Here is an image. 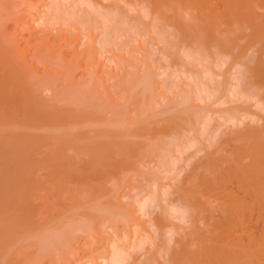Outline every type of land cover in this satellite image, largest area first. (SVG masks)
<instances>
[{
  "label": "bare ground",
  "instance_id": "obj_1",
  "mask_svg": "<svg viewBox=\"0 0 264 264\" xmlns=\"http://www.w3.org/2000/svg\"><path fill=\"white\" fill-rule=\"evenodd\" d=\"M100 1H102V0H100ZM103 1H110V3L106 4V6L103 5V7H104L105 11L108 10L107 12L112 18L111 23H113L114 25L112 24V27L109 29H107V27H106L105 32L100 35V37H99L100 39L97 38L99 41L98 40L95 41V42L98 41L97 45L99 44L98 45V47H100L99 50H102L103 52H105L104 50L108 51V49L110 50V48H113V46L118 47V44H120V45L122 44V48H123V46L126 45V44H123L125 41L123 43H119V42L121 40L120 38L124 37V35H126L123 32H126L125 30L127 28L124 30V29H122L123 27L121 28L120 26H117V25H121V26L126 25V24L128 25L130 22H132L130 24V25H132V29L130 26H128V27L130 28L129 31L132 30L135 32V34L133 32H130L128 34V29L126 32L128 34L126 36H129V37H130V34L132 35V33H133V36H131L132 39H130V41H132L133 43H134V41H136V37L138 36L137 34H139L138 33L139 30L140 31L142 30L145 33V40H146V35H149V39H148L149 41L148 40L145 41L146 43L148 42L147 44H143L144 42L142 43V40H140L141 42L138 40V42L145 45L144 47L142 46V44L140 46L141 47L140 50L142 49L141 51L143 52V53H141V55H142L141 59L144 57L143 55H145V54L148 55L150 53H151L150 55L152 57V51H150V49L147 45L153 46V43H155V41H156V44L159 43L161 45L160 46L158 44L160 46V49H161L160 51H162V49H164L163 51H167L169 53V55L167 54L168 55L167 56L165 54L167 52H164L165 56L168 57V61H169L170 57L171 58L173 57L172 59H175V60L171 59L172 63H174L173 65L177 66V64H179L182 68V69L180 68L179 70H182V71L184 70L186 72V74L190 73V74L198 77V78L196 77L198 81L197 80L195 81V79H194L195 77L191 78V76H189L191 81L193 80L194 83L196 82V87H194L195 85L193 87L195 88L194 91L196 90L197 94L199 96V97H197V96L193 97V95H192L191 100L193 98H198L197 101L200 99L201 101L203 100L204 102H205V100H207V101H209V100L214 101L215 100L216 103H219V105L220 104L222 105V103H224V105H225L226 102L228 105L231 102H233V103L237 104V106H234L231 108L229 107V109L227 108V110H225V111L223 110V113H224L223 115L222 114H220L221 116L218 115L219 120L224 121L225 124L229 123L231 125V127H233V129L230 130V132H228L229 131V129H228L227 133H225L226 130H224V129H223L225 131L224 133H222V131H220V134H219V131L215 132V131H217V129H220V127L218 128V126H220V124L218 123L217 128H214V129L212 128L213 134H209L210 129H208L207 122H206V120H209V118H208L209 116L207 117V119H206V116H203V115H200L199 116L200 118L197 117V115L195 114V112H196L195 108L196 107H194V105L192 103L191 104L193 106L190 105L189 107L194 108V109H191V111L193 110L194 116L191 115L192 112H191V114H189L190 113L189 111H187L188 114L186 116L189 117V115H190L193 118H195V117H197V119L199 118L197 121H196V119L194 120V121H196L195 122L196 124L192 123V121H193L191 119L192 117L191 118L189 117L188 119L182 118L183 114L181 116L178 115L181 118V119L178 118L179 122H176V121H178V119L173 118V117H169L166 120L167 122L166 121L164 122V125H165V123L166 124L168 123V125H170V126L172 125L171 124L172 122L177 123L178 124V126L176 127L177 131H178V127H180V126H181L180 129L184 126L182 128V130L184 129L183 132L185 130L188 131L187 129H189V127L187 128V126L185 127V125L181 123V121H183V123L190 124L192 127H194V125H195L197 128V125H198V132H200L202 134H204V132L206 134V132H207L208 135H205V134H204L205 136L203 135L204 138L206 136H208L206 140L204 138H202L201 135L198 136L199 138H197V137L189 138L186 136L187 138L190 139V141L187 140V138H185V140H183V141H186L185 143H187V144H185V143L184 144L190 145L191 144L190 142H192V144L190 146H186L187 148L182 143L181 144L183 145V147H182V145L179 144V146L183 148V150L181 152H185L187 149H189L188 147L196 148L195 146L197 143L195 144V146H193V141H194V143L198 142V140H200V137L202 138V140L204 139L206 141L204 143L207 146H209V148L211 147L213 149V147H212L213 145H215L216 147L213 151L209 150V148L205 149L206 146H204V148L201 151H200V149L197 150L199 152H202L203 159L201 157H199L200 161H199V165L198 166L196 165L197 167L195 165H194V167H192L193 164L192 165L190 164L192 168L189 166L191 168V170L188 168L189 172H187V173L185 172V170L187 168L186 169L184 168L185 170H183V171L186 174H184V177L182 175V178H181L182 180H180L179 182H177V180H176L177 184H179L177 188L175 187L176 189L173 186L171 188L170 187L171 185H167L168 186L167 188L164 187L162 190H159L158 188L161 185L160 184L161 182H160L159 183L160 185L157 188L160 191V193L157 192V194H156V191H158V190L155 187V189H156L155 194H154V192L152 194L153 197L156 195V198H157V199L155 198V200L152 198L155 201V202H153L154 206H155L156 202H157L156 203L157 207L159 204H162V208L160 207L162 212L160 211V208L158 207L160 213H158L156 215L157 218L154 216L155 217L154 223H153V225H150L151 227L152 226L155 227L154 228L155 230L153 231V233L155 234V238H154V236L152 237L153 234L149 235L152 232H150V233L148 232L149 234L147 233L148 235L145 236L144 239L142 238V240L137 241V243L136 242L131 243L130 249L132 251L129 249L130 250L129 252H127L128 250H126L125 248H122L120 246L118 247V245H116V244L119 241L116 240V238H115L114 240L118 241V242L110 244V246H109L110 249L106 250V253H105L106 256L104 257V259L101 258L102 260H100V261H102V264H128L132 260V259H130V257H131L130 252L132 253L134 251V253H135V250L138 251L140 249V250H145L147 252L146 256H145V254L142 255V253L140 252L141 255L143 256V259L142 258L136 259L139 257H136V258L134 257V260L131 262L132 264H158V263L160 264L161 262H162V264H163V262H166L167 264H168V262L170 264L171 263L173 264L180 257L188 258V263L190 262V259H198V261H200V262L202 260L203 264H207L210 256L212 257L214 254H216L214 256L218 255L215 258L213 257L215 259L214 261H217V262L219 261V259H220L219 254L224 255L223 257H225V256L228 257V254H229V258H230V256L234 255L235 258L234 257H231V258L238 260V261L236 260L237 262L235 261L236 262L235 263L234 260L232 259L233 260V262H232V260L230 258L229 259L230 263L241 264L240 262L243 259H240V258H242V257L245 258L248 255H250V257L252 256V254H250L252 249L250 250V248H249V251H248V247H251V245H253V244L260 243L259 241H261L260 237L257 238V240L255 239L257 242L254 240H252V241L250 240V238L252 237V236L250 237V234H252V233H250V230L252 227V223H251L252 217L254 216L253 213L256 211L257 220L260 219L261 222H264V116H262V114L257 115L256 113H252L251 112L252 110H250L249 107H247V108L243 107V106H246V105H243L246 100L256 98L257 101H255V104L251 105V107L253 106V108L255 107V109L256 108L260 109L259 112L264 111V15H260L257 12H255L257 10L255 7L258 6L260 3H258V5H255V7H254V4L257 3V2L254 3L255 0L254 1L253 0H249V1L244 0L245 2H242V3H246V2L248 3V2L253 1L251 4L253 7L251 5H249V8H246L245 6H247L246 5L247 3L246 4L241 3L242 5L240 4V7L242 6V8H244L243 10H245L243 12H240L241 9H238L239 7L237 8L235 6H234L235 10H234V8L229 9V7L232 6V3L234 4V0H226L225 5L221 3L222 5L221 4L220 5L222 7L225 6V8L227 10L225 8H224L225 10L222 8V10H224V11H222L223 13L221 12L220 17H222L224 19L226 14L224 16H222V14H224L225 11H226V13H227V11H229V15L234 17V18L232 17V19H236V21H237V23L235 22L237 25H235V23H233V22L231 23V21L228 22L226 20L227 17H229V15H228L225 19L226 22L229 23L228 28L230 26L231 27H236V26L238 27L239 26L241 29V32H242V29L243 30L247 29L248 32H250V33H247V31L245 30L246 31L245 33L248 35L245 34L244 36H241V33H239L237 31L238 29L236 30L237 34H236L235 29H234V31H235L234 35L235 34L237 35V36L236 35L234 36L235 38H233V39L228 38L227 40L226 39L222 40L224 38L223 35H225V38H226V36L230 37L231 35H230V33H223V34L220 33V35H219V32L221 31V30L219 31V29L223 28L222 21H221V23L219 22L220 18L216 20L217 23H216V21H214L213 18L211 21L210 20L211 17H208L209 20L207 18H205V19L203 18L204 20L197 22L198 20L197 21L194 20L196 17V14L191 13L194 11V12L199 14L198 16H201V15L206 16L207 14L212 13V15L215 14L214 16L215 17L217 16V18H218L219 16L217 15V11H214L212 9V7H213L212 4L215 5V0H214V3H213V0H159L157 2L155 0L156 3H152V1H150V0L149 1L144 0V2H147L148 5L145 3L141 6H140V3L141 4L144 3V2H141L142 0H140V1L139 0H103ZM137 1L140 3L138 4ZM257 1L258 2L262 1V3H264V0H257ZM73 2H74V0H39L38 3H35L34 0H12V1L0 0V264H42V262H44L45 260L47 261V259L50 260L52 264H71L72 255L75 252H76L75 254H77V252H78L75 246L73 248L72 244L74 242H72V240L76 241V239H77L76 236H79V235L81 236V234L85 233V232L89 233V236L85 235V236L89 237V238L86 237L87 240L88 239L93 240L94 238L98 239L97 237H91L92 235H94V234H92V233H94V229H96L93 226V225H95L93 222L95 221L96 217L99 218L101 216L100 214L103 215V213H104L103 207L105 206V205L103 207L99 206L100 201L96 205V203H97L96 200L98 199V198L96 199V197H98L99 192L101 190H99V192L97 193V196H95L93 199H91V198L93 197L94 192L91 194L89 193L90 195L89 194L87 195V197L88 196H92V197L87 198L86 195L85 196L83 195V194H86L85 192H87V190H89L88 192H91L89 187H87L88 189H85L86 187H84V185H83L82 186L83 190L80 191L81 189H79V188L81 187V185L77 182L81 183V181H82L81 176H83V175L81 172L82 167L80 168L81 169L80 170L79 166L75 162L76 157L80 158L82 156L83 157L85 156V158H88V160L85 159L86 161L80 160V163L85 162V164L83 163L84 165H86V163L88 162L87 164H88L89 169L86 170V173H87V171H88V173L84 174L85 177L88 174H91L92 176H97V175H93L92 172L93 173L95 172V174H96V172L98 173L99 169H100V171L102 169H104V172H106V170L108 171L110 169V170H112L111 171L112 175L114 174V172L117 171V169H118V171H119V169H123L124 171H122L121 173H118V171L115 173V174H120V176L116 177L117 175L116 176L114 175V178L116 177L115 180L119 178L118 183H120V184H122V182H120V180L122 181L124 179L125 174L127 172H130V171L135 169L136 163L134 160L137 159L138 157H139V159H142V157L140 158L142 151H141V154L139 152V154H140L139 155L138 150L139 149L141 150L143 148H141L138 144L134 143V141L131 142V140L129 138L137 137V138H135V139H137V141H135V142L138 143V139H140V138L142 139L141 136H144V134L146 133V128L148 127V126H146V124L148 123V121L146 123L142 118L148 113L147 110H148V107L151 106L152 100L153 101L155 100V99H152L153 98V92H154V91H152V84H153V86H156V88L154 87L156 90L159 89V88H157L158 85H159V87H161L160 86L161 84H158L159 83L158 79H157L158 77L156 78L157 80H155V79L152 80V78H155V77H153V75L155 76V73H154L155 71L153 72V70H154L153 66H151L153 70L152 71L149 70L151 72V75H150L149 71H148L149 74L146 72L147 71L146 66L147 65L149 66V64H148L149 61H146V60L150 56L146 59L143 58V61L145 59L144 62L140 59L143 62L142 64L147 62L146 64L143 65V68L146 65L145 66L146 71H144L145 74H143L144 72L142 73L143 75H146V73H147V76L143 77V75L140 74L139 76H142V78L141 77L136 78L138 73L137 72L135 73V71L133 72V68L131 67V68H129V69H131V71L130 70H128V71H130L131 73L133 72L134 75L129 73V72L127 73V71H125L124 74H126V75H124L125 76L124 79L121 80V84L116 83L117 84L116 87L119 86L118 89H120V94H122V95L125 94L123 97L126 96L125 97L126 101L122 97L121 100H116L115 102L113 101L114 103H112V101H110V100L113 97V94H112L113 91L110 89V90H108V92L109 91L111 92L112 97H110L109 98L110 100H108V98H107L108 96H106L105 99H107V101L104 102V98L102 99L101 96H99L98 94H100V92H101L102 93L101 95H104L105 90H103V88H102L103 91H100L101 88L98 89L99 91L97 90V88L101 87L100 80H97V82H99V83H97L96 85L92 84V85L96 86L95 89L93 88L94 86H92L87 81H85V83H81V84L75 82V84H74L72 81V80H74L72 75L74 73L77 74L76 73L77 69L81 70V68H82L81 65L83 63H85L84 64L85 67L83 68V70H85V68L87 69L85 71H88V69L89 70L94 69L95 64L97 65V68L99 67L98 66L99 63L98 64L95 63V60L97 59V57L94 58V54L91 52L92 50H94L93 52L95 53L97 48L95 47L92 49V47H93L92 41H94V40H93L92 36L90 35L91 33L89 34V32H87V30L89 29L87 27H90V26H88V24L85 23L86 20L84 19V17H86L87 14H84V12L86 13L87 9H92L94 6L99 5V3H101V2H99V0H78L74 3ZM77 2H79L78 5L76 4ZM222 2L224 3V1H222ZM240 2H241V0H240ZM240 2H237V3H240ZM262 3L257 7L258 9L262 5ZM181 4H182V6L185 5L186 7H183L184 8L183 9L181 7ZM216 4L219 5L218 3H216ZM243 5H245V6H243ZM75 6L76 7L80 6V8L82 7L81 11H79V12L76 11L77 8H79V7L75 8ZM101 6H102V3H101ZM215 7H217V6H215ZM165 8H167V9H169V11H171V12H169V11L166 12V13L171 14L170 18L172 19V20L171 19L169 20L171 23L170 28L168 27L169 30L167 28L168 23L166 26L164 23V22H168V21H166L167 19L165 21L163 20L164 26L162 24H160V23H162L161 18L162 19H163V17L166 18V16L164 15L165 14L164 11H167V10ZM236 8L238 9V11ZM181 9H183V10H181ZM217 9H219V6L217 7ZM260 9H264V5H262V7H260ZM180 10L181 11L185 10V12H181ZM253 10H255V11H253ZM89 11L90 10H88L87 13H89ZM134 11H135V14L133 13ZM220 11H218V12H220ZM130 13H132L134 15H132V14L130 15ZM80 14H82L83 17L80 16ZM190 14H192V16L195 15V17L194 18L188 17V16H190ZM218 14H220V13H218ZM89 15H91V12L89 13ZM106 15H107V13H106ZM160 15L161 16L164 15V16L160 17ZM91 17H92V15H91ZM98 17H99V15H98ZM148 18H150V19H148ZM86 19L88 21V18H86ZM29 20H31V22H33V24L37 23V25H39V26L40 25L44 26V28H46L44 30L45 33H42L40 36H38V35L35 36L33 29L28 24ZM83 20H85V21H83ZM104 20H106V19H104ZM114 22L117 23V25H115ZM9 23L10 24L12 23V25L14 26L13 32L7 31ZM91 23L89 22V24H91ZM217 24H221V25H219L218 29H217V27H218ZM230 24H232V25H230ZM75 25H77V26L82 25L81 26L82 30L77 29V26L72 28V26H75ZM106 25H107V23H106ZM53 26L54 27L58 26V28H59V29L57 28L58 30H56V28H55L54 29L55 32H57V31H59L57 33L63 32L62 34H60V36L57 35V33H56L57 38L55 37L56 35H54L55 33L54 34L52 33L54 31L52 28ZM83 26L86 27V30H85V28L83 29ZM92 26H94L93 23H92ZM161 26H163V27H161ZM50 27L52 29H50ZM63 27H65V28H63ZM224 27H225V25H224ZM61 28H63V29H61ZM163 28H165V30ZM64 29H66L67 31ZM68 29H70L71 31L73 30L74 32H72V33L73 34L76 33V35H78V33L80 35L81 34L80 32H83V30H84L86 34L84 33V34L80 35V37L81 36L85 37L87 35V33L91 36V38L89 35L87 36L88 40L90 38L89 42L86 39L87 37L85 38V40H87V42L84 40V37L82 39L83 42L85 41L84 42L85 44L83 43L85 48L86 49L88 48L85 53H83V52L78 53L77 48H75L72 45L73 43L79 41V40H77V38L79 39V37H77L76 35L74 36L71 32H69L70 30L68 31ZM225 29H226V27H225ZM225 29H224V32H225ZM79 30H80V32H78ZM88 31H90V30H88ZM170 31H172V32L175 31V32H173L174 33L173 34V33H170ZM22 32L28 33V35H29L28 38L35 39V43L33 42L34 44H32V43L29 44L26 41L27 43H25V45H27V46L25 48H22V43L20 42V40H18V35H21ZM66 32L67 33L69 32V34H67ZM217 32H218V34H217ZM229 32H231V31H229ZM70 33H71V35L74 36V38L76 37L75 39L77 41L73 40ZM231 34H233V33H231ZM238 34H239V36H238ZM68 35H70V37L72 38L71 40H73L74 42L70 41V37ZM67 36L69 39L67 38ZM134 36H136V37H134ZM139 36L137 37V39H139ZM177 37H179L178 38L179 41L176 40ZM220 37H222V39H220ZM232 37H233V35H232ZM244 37H245V39L247 38L246 39L247 41H249L251 43L253 41L254 43L248 44L246 46H242V44L243 45L245 44ZM125 38H128V37H125ZM147 38H148V36H147ZM238 39L239 40L241 39L239 45L237 44V42L239 41ZM236 40H238V41L236 42ZM60 41H63L64 45H61L60 43H62V42H60ZM130 41H128L129 45H130ZM243 41H244V43L241 44V42H243ZM88 43H90V44L88 45ZM184 44L189 45L188 50L184 49V47H183ZM74 45H77V44L75 43ZM86 45H88V47H86ZM93 45H95V44H93ZM131 45H132V43H131ZM180 45L183 48L180 47ZM188 45H187V47H188ZM258 45H259V47H257L258 48L257 49L256 46H258ZM159 46H157V47H159ZM132 47H133V45H132ZM132 47H131V49H132ZM252 47L255 49L252 50L251 49ZM143 48H145L146 50L145 49L143 50ZM81 49H83V48H81ZM113 49L116 50L118 48H113ZM128 49H129V47H128ZM64 50H69V52L71 51L69 59H67L68 55H66V57L64 56V53H63ZM102 51H100L99 53H101ZM163 51H162V53H163ZM97 52H98V50H97ZM138 52H139V49H138ZM145 52H149V53H145ZM101 55L105 56L104 54H101ZM95 56H97V55L95 54ZM137 62L139 63V60L136 61V64H137ZM150 63H152L151 60H150ZM164 63H166V62L164 61ZM227 63L229 65V68H227L228 70L224 71L221 74L220 73L217 74V72L215 70L222 68V66L223 65L225 66V64L227 65ZM132 64H134V63H132ZM136 64H134V65H136ZM139 64H141V62ZM139 64H137V65H139ZM88 66H89V68H88ZM117 66H119V65H117ZM121 66H122V64H121ZM136 66H133V67H136ZM149 67H148V69H151ZM171 67H173V66L171 65ZM39 68H41L43 70V74L39 75ZM177 68H179V67H177ZM173 69H175V67ZM134 70H136V69L134 68ZM90 71H88L89 72L88 75L90 76L91 74H93L95 76L96 73H93L94 70L92 72H90ZM95 71H97V70H95ZM182 71H179V73H182ZM184 71H183V73H185ZM102 72H103V70H102ZM152 72H153V74H152ZM83 76H84V74H83ZM89 76H87V77H89ZM91 76L89 77L90 81H92V79H90ZM156 76H157V73H156ZM168 76L171 77L172 75L171 76L168 75ZM218 76H219V78H221V81H216V79H217L216 77H218ZM120 77H122V76L120 75ZM169 77H167L166 79H168ZM92 78L94 79L93 81H95V82H91V83H96L95 77L92 76ZM98 78L102 79L100 77H98ZM178 78H179V76H178ZM87 80H88V78H87ZM168 80H170V78ZM81 81H83V80H81ZM153 81L156 85L153 83ZM156 81H157V83H156ZM167 81H165V82H167ZM77 82H80V81H77ZM165 84L167 85V83H165ZM98 85H100V86H98ZM170 86L172 87V83ZM110 87H112V89H113V86H110ZM169 87H166V88L169 89ZM183 87H184V85H183ZM185 87H187V86H185ZM168 89H166V90H168ZM113 90L116 91V88ZM163 90H165V88L162 89V87H161L162 93L164 92ZM96 91H98L99 93ZM182 91H184V90H181V92ZM45 92H47V94H49V95L45 96V95H47V94L44 95ZM157 92H156V94H158ZM114 93L118 94L117 91ZM108 94H110V93H108ZM116 94H114V97ZM193 94H195V93H193ZM161 96H163V95H161ZM164 96L166 97V95H164ZM180 97H182V95ZM185 97L189 98V95L185 96ZM116 98L118 99V97H116ZM191 100L186 99L185 101H187V102L183 101L182 103H179V105L181 106V104H183L182 106L185 107L187 104V106H188L189 105L188 102H190ZM195 100L196 99H194V101ZM200 100H199V102H200ZM117 101H119V102L125 101V102L124 103L122 102L121 105H118L116 103ZM128 101H130L129 103L133 104V105L132 104L130 105L133 107L129 106L130 109L131 108L133 109L135 107V110L133 109L132 111H135L134 115H136V116L131 115V117H133V116L136 117V121H132L129 119L130 116L128 117V115H129L128 113H130V112H128V110H130V109H128V108H126L127 110L124 109V106H126L125 103L126 102L128 103ZM213 101H212V103H214ZM212 103H210V105ZM123 104H125V105L123 106ZM177 104H178V101H177ZM177 104H176V110L177 111L180 108H184L182 106L178 107ZM227 105H226V107H227ZM241 105H242V107H241ZM60 106H62L63 108H60ZM68 106H71V109L68 108ZM127 107H128V104H127ZM207 107H209V106H207ZM190 108L187 107V109H190ZM168 109H165L164 111L166 112ZM211 109H212V107H211ZM151 110H152V108H151ZM104 111H107L109 113L110 118L107 119L104 117V115H103ZM153 111H154V109H153ZM156 112H158V111H156ZM169 112H170V109H169ZM183 112H184V110H183ZM183 112H181V113H183ZM259 112H258V114H259ZM162 113H163V111H162ZM171 113L173 114V111H171ZM209 113H213V112H209ZM215 113H216V111H215ZM155 115H154V118L157 117V115L156 116ZM201 116L204 118L201 119ZM134 117H133V119H134ZM157 118H159V117H157ZM150 119H151V117H150ZM246 119L249 121L250 124L247 123L248 121L245 122ZM156 120L153 119L152 122L154 123V121H156ZM199 120H202V121H199ZM150 121H149L150 124H147L149 126L151 125ZM213 122H215V121H213ZM153 123H152V125H154V127L158 126L157 124L155 125ZM156 123H158V122H156ZM209 123H211V121ZM179 124H181V125L179 126ZM214 124H216V123H214ZM164 125H162V126H164ZM211 127H212V125H211ZM162 128L164 129V127H162ZM222 128H221V130H222ZM147 129H149V128H147ZM166 129L168 130V128H166ZM180 129H179V132L182 133L181 132L182 130L180 131ZM193 129L195 132H197V130H195V128H193ZM199 129H200V131H199ZM206 129H207V131H205ZM156 131H158V130H156ZM177 131L173 132L175 134H173V133L172 134L176 135ZM154 132H155V130H154ZM169 132H170V129H169ZM195 132H190V133L192 134ZM198 132H197V134H198ZM157 134L159 136V133H157ZM192 135H195V134H192ZM138 136H140V138ZM179 136L181 138V134H179ZM146 138H147V136H146ZM154 138L158 142L159 139H157L156 137H154ZM172 138H170L171 142H173V141L176 142L175 139L178 137H176L175 139H174V137H172ZM128 139L130 141H128ZM143 139H144V137H143ZM202 140H200V142H201L200 148H201V145L203 143ZM140 141L141 140H139V143L140 144L142 143V145H143L144 141L143 142H140ZM165 141H166V139H165ZM180 141H181V139H180ZM145 142H146V139H145ZM148 143H150V142H148ZM151 143L153 145V142H151ZM151 143H150V145L147 144L148 146H150V148H152ZM166 143H168V141H166ZM188 143H190V144H188ZM166 145H168L167 148H170V149L172 146H174V144H172L170 146H169V144H166ZM176 145H178V144H176ZM148 146H146V147H148ZM179 146L177 147L178 149H179ZM198 147H199V144L197 145V148ZM177 148L175 147L173 149H177ZM173 149H172V151H173ZM178 149L176 150V152L178 151ZM184 149H185V151H184ZM147 150H149V148ZM167 150L166 151L164 150V151L167 153H170ZM207 150H209V152ZM197 151L195 150L194 153ZM181 152L179 154V151H178V153L175 154L176 155L175 157L177 158V155L179 154V156H178V158H179L182 155ZM218 152H225V154L227 153L228 155L216 157L215 154ZM143 153H144V151H143ZM172 154H173V152H172ZM189 154H187V155H189ZM168 155H165V157L163 156L164 159L166 157L168 158L169 157ZM195 155H196V153H195ZM153 156H154V154H153ZM153 156H150V158H153ZM157 156H160V154ZM171 156L173 157V155H171ZM163 157H162V159H163ZM175 157H173L174 160H172L174 162V164L176 161ZM182 157H180V158H182ZM191 157H193V155ZM191 157H190V159H191ZM180 158H179L180 161L178 160L177 163H179V162L181 163ZM188 158H189V156L187 157V159ZM139 159H137V160H139ZM158 159H160V158H158ZM195 159H197V158H195ZM195 159L193 161H195ZM201 160H203V161H201ZM158 161L160 163L161 159ZM164 161H162V163L164 162V164L168 166L169 163L167 162L168 164H166V159ZM189 161L190 160L188 159L186 166H187V164L189 165V163L192 160L190 162ZM193 161H192V163H193ZM173 162H172V164H173ZM184 162H185V160H184ZM175 165H174V168L177 167V164H175ZM159 166H162V165H159ZM184 166H185V163H184ZM184 166H182V168ZM83 167L85 168V166H83ZM200 167L202 169H200ZM161 168H164V166H162ZM197 168H199L201 171L204 169L205 172H207L210 175V177H212V178H210L208 175L205 178L206 174H203L205 176L203 178L202 185L205 187V190H204L205 194H206V190H207V193H208L207 195H209L208 191H211V189L212 190L216 189L215 192H217V197L214 198V201L216 202V203H214V206H216L217 204L218 205L216 207L217 209L216 208H214V209H216L215 212H217V214L222 215L224 213L223 215L229 216L230 213H232L231 211L233 209H235L234 206L237 203L241 202V203L245 204V207H244L245 209L242 207L240 209L244 210L246 212V214L249 215V216L247 215V217H250V218L248 220H245L244 222H241V226L239 227L240 228V231H239L240 235L239 236L234 235L235 230L232 229L231 230L232 232L230 231V229L232 228V227H230L231 225L226 227L227 232H231V234L229 233V234H226L224 236L222 235L223 233H220V231H219L220 228L216 229L219 231L220 234H216V232L213 231L214 230L213 226L210 225L211 227H208L209 224H211L212 222H213L212 225L214 224V222L216 223L215 225H217L219 221L223 222V218H221V216L219 217V215H217V217L215 216L216 219L218 218L217 220L216 219H214L213 221L209 220L210 217H212L210 214L211 213L210 211H209V213H207L208 209H209L207 207H209V203H210L209 198L206 197L207 195L204 196V194H201L204 197V199H203L204 201L201 202L200 200H202V198L199 194H197L199 191L196 192V190H198V188L200 187V183H195L197 178L200 179V177H199L200 174L199 175H197V174H198V172L201 173L200 170L197 173H193V172H195V169H197ZM137 169H139V167ZM171 169L173 170V167L170 168V172H171ZM110 170H109V172H110ZM179 170L181 172H183L181 168ZM84 171H85V169H84ZM109 172H107L106 175L111 174ZM132 172L135 173V171H132ZM159 172H158V174H159ZM102 173H103V171H102ZM98 174H100V173H98ZM130 174H133V173H130ZM130 174H126V177H127V178L125 177L126 180L128 178H131V177H129ZM158 174H153V172H151V174L149 173V177H152V178L155 177L156 178L158 176ZM173 174H171V175H173ZM194 174H196L197 177H194ZM171 175H170V177H171ZM92 176H90L89 178H91ZM179 176H181V174ZM172 177H174V176H172ZM223 177H225V180ZM89 178L86 177L83 179V181H85V179L86 180L88 179L86 182L89 183L91 180ZM149 179L151 180V178H149ZM149 179H148V181H149ZM140 180H141V178H140ZM143 180L145 181V179H142L141 181H143ZM156 180H157V178H156ZM193 180H195V182ZM218 180H220L223 183L221 184V182H219ZM105 181H107V180H105ZM86 182H84L85 185L87 184ZM91 182H93V181H91ZM128 182H127V184H128ZM138 182L140 183L139 180H138ZM157 182H158V180H157ZM165 182H168V181H165ZM69 184H71V185L75 184V185L69 186ZM78 184L80 187H78ZM97 184H98V182H97ZM108 184H109V182H108ZM155 184L153 183V185H155ZM198 184H199V187H198ZM117 185H119V184H117ZM157 185H158V183H157ZM172 185H175V184H172ZM233 186H235L234 187L235 189H233ZM118 187H121V185H119ZM135 188H136V186H135ZM207 188H210V190H208ZM143 189L146 190V188H143ZM232 189L235 192H233ZM83 191H85V192H83ZM146 191L148 192V190H146ZM202 191H201V193H204V191L203 192ZM236 191H237V193H236ZM101 192H100V195L102 197L103 194ZM151 196L148 195V197H151ZM118 197H119V195H118ZM85 198H86V200H85ZM93 200H95L96 203ZM150 200H151V198H150ZM91 201L94 202V203H92L93 206H94V204L96 206L91 208V210H90L89 209L90 207H88V205H89V203H91ZM84 202L86 203V205L88 203V205L86 207H83V205H85ZM117 202H120V201H117ZM147 202H149V201L147 200ZM147 202L143 203L141 209H138V210H140V212L143 211V209L146 205H148ZM189 202L190 203L192 202V204L194 203L195 205L198 203L197 205L198 206L201 205V208H202V206L204 208L206 207L205 212L207 214H206V216L205 215L204 216L206 218L208 217L206 220H208V222L210 221L211 223L207 224L208 226H206V227H208V228L203 229V231H204L203 234L201 233V231L199 232L200 235L199 234L197 235V233H196V235L193 234V231L197 232L199 229L202 230V228H201L202 226L199 227V225H198L199 223H197V225H195V227H198L199 229L195 228L197 230H194V226L192 223L193 220H191L190 222L188 221L190 219V215L192 214V211L195 212L197 210V208L199 209V207L196 205L197 206L196 210L191 209L192 211H189V214H188V211H187L188 207L186 209V205L188 206ZM185 203H187V204H185ZM103 204H105V203H103ZM103 204H101V205H103ZM144 204H146V205H144ZM152 204H150V202H149L148 206L152 207ZM114 205L117 208L119 207L116 204H114ZM113 206H111V208ZM190 206H191V204L189 205V208L194 207V206H191V207ZM219 206L223 207V211H222V208H221V210H218V209H220ZM241 206H242V204H241ZM82 207H83V209L84 208L88 209L89 214H90V211L91 212L93 211L96 213V215L98 214L100 216H98V215L93 216L94 215L93 212L91 213L92 215L91 214L89 215L86 211L85 212H79ZM113 208L111 209L112 216L110 215L111 216L110 218L112 220H113V218H115L114 219L115 222L119 221V220L121 221V220H123V218L125 216H127L124 213V208H121L122 210L121 209L117 210V209H115V207H113ZM237 208H236V211H237ZM131 211H133V210H131ZM220 211H222L223 213ZM236 211H234V213L231 214L233 217H235L234 215H237V213L235 214ZM197 212H196V214H197ZM218 212H220L222 214H220ZM239 212L240 211H238V213ZM142 214H144V213H142ZM223 215H222V217H224ZM186 216H188V217H186ZM226 216H225V218H226ZM238 216L239 215H237L236 217H238ZM110 218H109V221H110ZM171 218L175 219L176 221L178 220L177 222L172 221L174 223H179L181 221L180 223L183 224V220H184V221H188L189 224H192V226L190 225L188 227V229L189 228L191 229V227H193V229L188 230L186 228L187 229L186 231H189V232H187L186 234L184 233V237H185V235H187V238H184L182 236L181 237L182 239L178 238L179 239L178 240L177 236H175L176 238H174V240L172 239V230L174 228L170 227V225L167 223L168 219L171 220ZM187 218H189V219L186 220ZM225 218H224V221H225ZM228 218H230V217H227V219ZM128 219H131V218L128 217ZM128 219H125V220L128 221ZM191 219H193V217ZM220 219H222V220H220ZM228 220H231V219H228ZM233 220L236 223L235 218L232 219L231 221H233ZM127 221H125V225H126ZM227 221H225V222H227ZM169 222L171 223V221H169ZM206 223H207V221H206ZM219 223H221V222H219ZM122 224H124V223L122 222ZM179 224H178V226H179ZM222 224H224L226 226L228 225V224H225L223 222V223H221V225L219 224L218 227L223 226ZM231 224H232V222H231ZM234 224H232V225L234 226ZM235 225L237 228L238 227L237 224H235ZM122 226L124 227V225H122ZM258 226H259V224H258ZM125 227L127 228V225ZM111 228H114V227H111ZM179 228H180V226H179ZM209 228L213 229L212 233H210L211 230H209ZM224 228H225V226H224ZM236 228H234V229H236ZM256 228H258V227H256ZM259 228H261V227H259ZM177 230H179V229H177ZM182 230H183V228H182ZM184 230H185V228H184ZM129 231L130 230L128 229V232ZM225 231H226V229H225ZM78 232H80V233L82 232V233L80 234ZM128 232H127V234H128ZM239 232H238V234H239ZM256 232H257V230H256ZM76 233H78V235H76ZM90 233L92 234L91 236H90ZM262 233H264V232H262ZM204 234H206V235L209 234V235L206 236ZM83 235L84 234H82V236ZM117 235H119V234L117 233ZM143 235H144V233H143ZM190 235L192 236L191 239L189 238ZM193 235H195V236H193ZM262 236H264V235L261 234V237ZM120 237H122V236H120ZM158 238L160 240H162L161 242L163 243V244L160 243V244H162L161 245L162 247L161 246L158 247V248H161L162 250L161 249H158V250L163 252L164 254L160 252L159 255L158 254L156 255V253H159V252H157L158 250L156 248L157 247V245H156L157 241H160V240H157ZM252 239H254V238H252ZM128 240H129V238L127 239V241ZM127 241H126V243H127ZM250 241H251V243L253 241L255 243L251 244ZM121 242H119V243L122 244ZM262 242H264V241H262ZM249 243L251 244L250 246H249ZM88 244H90V243H88ZM172 244L177 245L178 248L177 249L173 248L175 245L172 247L171 246ZM192 244L194 247L196 245V248H194V250H191V248H189V247H192ZM108 245H107V247H108ZM145 245L146 246L148 245L150 247L147 246L145 248L144 247ZM158 246H159V243H158ZM261 246H262V244H260L256 248L264 247V246H262V247ZM68 247H71L72 249H70V250H72V251H69ZM154 247H155V249H154ZM254 247H255V245H254ZM254 247H253L254 250L252 251V253H254V251L256 249ZM64 248L68 249V251L66 250L67 252L65 251V253H64ZM147 248H149V250H146ZM74 249H76V250H74ZM78 250H79V248H78ZM257 250L262 251L264 249H257ZM73 251H75V252H73ZM247 251H248V253H247ZM256 251H255V254L259 253L258 251L257 252ZM84 253H85V251H84ZM262 253H264V251H262ZM240 254L241 255L243 254V256H241ZM161 255H163V256H161ZM239 255H240V258L238 257ZM73 256H75V255H73ZM93 256H95V255H93ZM157 256H158L157 259L160 260L159 262L156 259ZM160 256H161V259H163V261L160 259ZM253 256L255 257V255H253ZM77 257H78V255H77ZM252 257L250 260H252ZM216 258H218V260ZM94 259H95V257H94ZM206 259H208V260H206ZM222 259H224V258H222V256H221V261H222ZM227 260H228V258H227ZM254 260L257 261V259L253 258L252 264H255ZM185 261H187V260H184V262ZM192 261L193 260H191V262ZM203 261H205V262H203ZM212 261H213V259L210 258L209 263L210 262L212 263ZM214 261L212 264L215 263ZM245 261H247V258L245 259ZM249 261H247V263ZM88 262H90V261H88ZM96 262L93 261L91 263L96 264ZM181 262H183V259L181 260ZM184 262L182 264H188V263H184ZM225 262L221 263V264H230V263H227V261H225ZM250 262H249V264H250ZM193 263L194 262H192V264ZM74 264H76V262H74Z\"/></svg>",
  "mask_w": 264,
  "mask_h": 264
},
{
  "label": "rangeland",
  "instance_id": "obj_2",
  "mask_svg": "<svg viewBox=\"0 0 264 264\" xmlns=\"http://www.w3.org/2000/svg\"><path fill=\"white\" fill-rule=\"evenodd\" d=\"M10 1H12V0H10ZM38 1L39 0H34V2L35 3H38ZM76 1H78V0H74V2H76ZM140 1V0H139ZM146 1V0H145ZM147 1H149V0H147ZM150 1H152V3H156L157 1H159V0H156V2H155V0L153 1V0H150ZM222 1H224V3L222 2ZM225 1L226 0H215V5L214 4H212V9L214 10V11H217V15L219 16L218 18H217V16L215 17L214 15L215 14H213L212 15V13L211 14H207L205 17L204 16H198L199 14L198 13H196V12H191V13H195L196 14V17H195V15L194 16H192V14H190V16H188V17H195V21H197V22H199V21H202V20H204L205 18H207L208 20H209V18L208 17H211L210 18V20L212 21V18L214 19V21H216L217 19H219V22L221 23V21H222V26H223V28H220L219 29V35H220V33L221 34H223V33H230V37L228 36H226V38H225V35H223L224 36V38L222 39V37H220V39H222V40H224V39H228V38H235L234 36L237 34V31L239 32V33H241V36H244L246 33V31H247V33H250V32H248V30L247 29H242V32H241V29H240V27L238 28L237 26L236 27H229L228 28V26H229V23H227L226 22V20L228 21V22H230L231 21V23L233 22V23H237V21H236V19H232V17L233 16H231V15H229V11H227V13H226V11L224 12V14H222V16H224L225 14V17H224V19L222 18V17H220L221 16V12L222 11H224L226 8H225V6L224 7H222L221 5L222 4H224L225 5ZM245 1H249V0H245ZM244 0H241V2H240V0L238 1V0H234V4L232 3V8L231 7H229V9H233L234 8V10H235V7H239L238 9H241L240 10V12H243V11H245V10H243L244 8H242V6L240 7V4L242 3V2H245ZM254 1V0H253ZM252 1V2H253ZM73 2V3H74ZM99 2H101L102 3V6H101V3H99V5H97V6H94L92 9H87V12H88V10H90L89 11V13L91 12V15H92V17H91V15H89V13H85L84 12V14H87L86 15V17H84V19L86 20V22L85 23H87L88 24V26H90V27H87V28H89L88 30H90V31H88L87 30V32H89V34L92 36V38H93V40L94 41H92L93 42V44H95V45H93L91 42V44H92V49L93 48H97V50H98V52H97V50H96V52L94 53L93 51L94 50H92L91 52L94 54V58H96L97 57V59L95 60V63H99V67L97 68V65L95 64V67H94V69H88V71H90V72H92L93 70L95 71V70H97V71H93V73H96L95 74V76L93 75V74H91L93 77H95V79H96V83H91V82H95V81H93L94 79L92 78V76H91V78L90 79H92V81H90L89 80V75H88V71H85V70H87L86 68H85V70H83V68L85 67V63H83L82 65H81V70L79 69H77V74H73L72 75V77H73V79L75 80H72L73 81V83L75 84V82L76 83H79V84H81V83H85V81H87L88 83H90L91 85L92 84H94V85H96L97 83H99V82H97V80H100V85H101V87H99V88H97V90L98 89H100V91H103V90H105L104 91V95H101L102 93L100 92V94H98L99 96H101V98L103 99L104 98V102L105 101H107V99H105V97L106 96H108L107 98H108V100H110L109 98L110 97H112L111 95L113 94V97H114V94H116V93H114V92H116L117 91V93L118 94H116L115 95V97L113 98H111V100L110 101H112V103H114L116 100H121L122 99V97L125 95H122V94H120V89H118V87H116L117 86V84L119 83V84H121V80L122 79H124V75H126V74H124L125 73V71H127V73L129 72V73H131L130 71H131V69H129V68H133V72L135 71V73L137 72L138 73V75H137V77L136 78H142V76H139L140 74L141 75H143V74H145V72L144 71H146V69H145V66H144V68H143V65L144 64H146L147 62H145L144 64H142L144 61H145V59L146 58H148L149 56V60L147 59L146 61H149V66L147 65L146 67H147V73H148V71L150 70V71H152L153 69H152V67L151 66H153V68H154V70H153V72L155 73V76L153 75V77H155V78H152V80L153 79H155V80H157L158 79V84H161L160 86L162 87V89H164L165 88V90H163L164 92L162 93L161 92V87H159V85H158V87L157 88H159V89H155L156 88V86H153V84H152V91H154L153 92V98L152 99H155L154 101L152 100V104H151V106H149L148 107V110H147V114L142 118L146 123H147V121H148V123L147 124H150L149 123V121L151 122V127L149 126V125H147L146 124V126H148L147 128H149V129H147L146 128V133L144 134V136H141L142 137V139L140 138V136H138L140 139H138V143L137 142H135V141H137V139H135V138H137V137H132V138H129L130 140H131V142H133L134 141V143H136V144H138L141 148H143V149H139L138 150V154H139V152H140V154H141V151H142V154L144 155H140V158L142 157V159H139V157L137 158V159H139V160H137V159H135L134 161H135V163H136V165H135V169L134 170H132V171H135V173L134 172H132V171H130V172H127L126 174H130V173H133V174H130V176L129 177H131V178H128L127 180L125 179V177H126V174H125V177H124V179L121 181L120 180V182H122V184H120V183H118L119 181H118V179H116L115 180V178L116 177H118V176H120V174H115L117 171H118V169H117V171L116 172H114V174L112 175V170H110V172H109V170L107 171L106 170V172H104V169H102L101 171H100V169H99V171H98V173H102V171H103V173L100 175V174H98L97 172H96V174H95V172L93 173L92 172V174L93 175H97V176H92L91 174H88L86 177L87 178H89L90 176H92L91 178H89V179H91L90 180V184L89 183H87L86 181L88 180H86L85 179V181H83V179L84 178H86L85 177V175L84 174H87L88 173V171H87V173H86V170L87 169H89V167H88V162L86 163V165H84L85 164V162H82V163H80V160H83V161H86V160H88V158H85V156L83 157H80V158H77L76 157V159H75V162L77 163V165L79 166V169L82 167V170H81V172H82V175L84 176H81L80 178L82 179V181H81V183L80 182H77V183H79L80 185H81V187L79 186V184H78V187H80L79 189H81L80 191H82L83 189H82V186L84 185V187H86L85 189H88L87 187H89L90 188V191L91 192H88L89 190H87V192H85V191H83V192H85L86 194H83L84 196L86 195V197H87V195L90 193H93V197L92 196H88V197H92L91 199H93L95 196H97V193L99 192V190H103L101 193L103 194L102 195V197H101V195H100V192H99V195H98V197H96V199L98 200H96V202H95V200H93L95 203H96V205L98 204V202L100 201V205L99 206H104L103 208H104V213H103V215L102 214H100V215H98V216H100L99 218H95V221L93 222L95 225H93L94 226V228H96V229H94V233H92V234H94V235H92L91 233H90V236L91 237H97L98 239H86V237L87 236H89V233H82V234H84L83 236H82V234L80 233V232H78V233H80L81 234V236L79 235V236H76V235H78V233H76V237H77V239H76V241H73L72 240V242H74L73 244H72V246H73V248H74V246L76 247V249H77V254H75L76 252L75 251H73V252H75L73 255H75V256H73L72 255V257H71V264H74V262H76V264L78 263V264H90L91 262H96V264H102V261H100V260H102V259H104V257L106 256V250H109L110 249V244H112V243H116V242H121L122 244H120L119 242L116 244V245H118V247L120 246V247H122V248H125L126 250H128L127 252H129L131 249H130V246H131V243H134V242H136L137 243V241H139V240H142V238L144 239L145 238V236H147L150 232H152L151 234H149V235H152V237L154 236V238H155V234L153 233V231L155 230L154 228V226H150V225H153V223H154V219H155V217L157 218V214L158 213H160V211H161V208H162V204H159L158 205V207L160 208V211H159V208L156 206V203H155V206L157 207H155L154 206V203L153 202H155L154 200H155V198H156V195L153 197V192H154V194H155V190L158 188V186H159V190H162L164 187H168L167 185H171L170 187L172 188V186L175 188H177L178 187V185L179 184H177V182H179L180 180H182L181 178H182V175H183V177H184V174H186L187 172H189V169L191 170V168L192 167H194V165L196 166H198L199 165V161H200V159H199V157H201L202 159H203V157H202V152H199V151H197L198 149H200V151L204 148V146H206V148L205 149H207V148H209V146H207L204 142H206L205 140L207 139V137L208 136H206L205 138H204V136L205 135H208L207 134V132H206V134H205V132H204V134H202V133H200V132H198V125H197V128H196V126L194 125V127H192L190 124H185V123H183V121H181V123L182 124H184L185 125V127L187 126V128L189 127V129H187L188 131H184L183 132V130H182V128L184 127H182L181 129H180V125L181 124H179V126L180 127H178V131L176 130V127L178 126V124L177 123H171L172 125L170 126V125H168V123L166 124L165 123V125H164V122L169 118V117H173V118H176V119H178V118H180L179 116H181L182 114V118H184V119H188L189 117L191 118L192 116H194L193 114V110L191 111V109H194V108H190L189 106L190 105H194V107H196L195 109V114L197 115V117H199L200 115H203V116H206V119H207V117L209 118V120H206V122H207V127H208V129H210V132H209V134H213V132H212V128L214 129V128H217V125H218V123L220 124V126H218V128L220 127V129H217V131H215V132H218L219 131V134H220V131H222V133H224L225 131L224 130H226V132L225 133H227V130L229 129V131L228 132H230V130H232L233 129V127H231V125L229 124V123H224V121H221V120H219V116H221L220 114H224L223 113V110L225 111V110H227V108L229 109V107L231 108V107H234V106H237V104H235V103H233V102H231L230 104H228L227 105V102L225 103V105H224V103H222V105L220 104L219 105V103H216V101L214 100H209V101H207V100H205V102L202 100H200V102H199V100L197 101V99L198 98H193L192 100H191V98H192V95H193V97H199L198 96V94H197V91L195 90L194 91V87H196V82L194 83V81L192 80L191 81V79H190V77L189 76H191V78H194L195 79V81L197 80V76H195V75H192V74H190V73H188V74H186V72L185 73H183V71L182 70H179L180 68H181V66L179 65V64H177V66H175V65H173L174 63H172V60H175V59H172L171 57H170V59H169V61H168V57H166L165 56V54L167 55H169V53L167 52V51H163L164 49H162V51H163V53H162V51H160L161 49H160V46L158 45V44H156V41H155V43H153V46L152 45H147L148 47H149V49H150V51H152V57H151V53L150 54H145V53H149V52H145L144 54L145 55H143L144 57L143 58H145L144 59V61H143V58L141 59V53H143L141 50H140V46H141V44L143 43V44H147L145 41L146 40H148L149 39V35H146V40H145V33L141 30H139L138 31V33L139 34H137L138 36H139V39H137V37L136 36H134V37H136V41H134V43L132 42V41H130V39H132V37L131 36H133V33L135 34V32L134 31H129L130 30V28L128 27V26H130L131 27V29H132V25H130L132 22H130L128 25L126 24V25H117V23H115V25H117V26H120L122 29H128V34L130 33V32H133L132 33V35L130 34V37L129 36H126V35H128L126 32H127V29L125 30L126 32H123L124 34H126V35H124V37H121L120 39V42L119 43H123L124 41V43L123 44H126V45H124L123 46V48H122V44L120 45V44H118V47H115V46H113V48H118V49H113V48H110V50L108 49V51H106V50H104L105 52H103L102 50H99V48L100 47H98V45H97V43H98V39L97 38H99L100 37V35L102 34V33H104L105 32V28L107 27V29H109V28H111L112 27V24L113 23H111V16L108 14V10L107 11H105L104 10V7H103V5H105L106 6V4H108V3H110V1H100L99 0ZM105 2V3H104ZM141 2H144V0H142ZM237 2H240V3H236ZM252 2H246V3H242V4H246L247 6H245V5H243V6H245L246 8H249V5H251L252 4ZM255 2H257V3H255ZM78 3L79 2H77L76 4L78 5ZM137 3L139 4L140 2H138L137 1ZM147 4V2H144V3H140V6L141 5H143V4ZM213 3H214V0H213ZM216 3H218L219 5H217ZM222 3V4H221ZM254 7H255V5H258V3H262V1H260V2H258L257 0H255L254 1ZM122 4V3H121ZM221 4V5H220ZM241 4V5H242ZM259 4V5H260ZM75 5V4H74ZM148 5V4H147ZM258 5V6H259ZM262 5H264V3H262ZM262 5L260 6V7H262ZM81 6V5H80ZM80 6H77V7H79L80 8ZM99 6V7H98ZM101 6V7H100ZM108 6V5H107ZM139 6V5H138ZM146 6V5H145ZM215 6H219V9H217V7H215ZM235 6V7H234ZM252 6V5H251ZM250 6V7H251ZM258 6H256L255 8L257 9L256 11L255 10H253V11H255V12H257L258 14H260V15H264V9H260V7H259V9L257 8ZM76 6H75V8H77ZM103 7V8H102ZM181 7L183 8V7H186L185 5H183L182 6V4H181ZM180 7V8H181ZM253 7V6H252ZM79 8H77V10L76 11H81V8L79 9ZM217 10H216V9ZM222 8L224 9V10H222ZM236 8V9H237ZM254 8V9H255ZM137 9V8H136ZM167 10V11H164V10ZM163 11H164V15L166 16V18L165 17H163V16H161L160 15V17H163V19L161 18V21H162V23H160V24H162L163 25V20L165 21L166 19V21H168V22H164L165 23V26L167 25V23H168V25H167V28L169 27L170 28V17H171V14H169V13H166V12H168L169 11V9H167V8H165ZM184 9V8H183ZM183 9H181V10H183ZM238 9H237V11H238ZM253 9V8H252ZM180 10V11H181ZM186 10V9H185ZM185 10L184 11H181V12H185ZM221 10V11H220ZM227 10V9H226ZM105 11V12H104ZM218 11H220V12H218ZM169 12H171V11H169ZM234 12V11H233ZM106 13H107V15H106ZM134 14H135V11L133 12ZM218 13H220V14H218ZM223 13V12H222ZM256 13V14H257ZM79 14V13H78ZM132 13H130V15H131ZM134 14H132V15H134ZM95 15V16H94ZM98 15H99V17H98ZM211 15V16H210ZM229 15V17H227ZM80 16H82L83 17V15L82 14H80ZM105 16V17H104ZM173 16V15H172ZM184 16V15H183ZM91 17V18H90ZM159 17V16H158ZM185 17V16H184ZM183 17V18H184ZM202 17V18H201ZM215 17V18H214ZM226 17H227V19H226ZM231 17V18H230ZM86 18H88V21H87V19ZM100 18V19H99ZM182 18V17H181ZM204 18V19H203ZM234 18V17H233ZM104 19H106V20H104ZM148 19H150V18H148ZM147 19V20H148ZM160 19V18H159ZM186 19V18H185ZM189 19V18H188ZM226 19V20H225ZM231 19V20H230ZM85 20H83V21H85ZM172 20V19H171ZM193 20V19H192ZM193 20V21H194ZM107 21V22H106ZM149 21V20H148ZM147 21V22H148ZM160 21V22H161ZM89 22L91 23H93L94 24V26H92V23L91 24H89ZM32 23V24H31ZM84 23V24H85ZM106 23H107V25H106ZM216 23H217V21H216ZM235 23V25H237ZM28 24L31 26V28L33 29V32H34V35L35 36H40L42 33H45V29L46 28H44V26H42V25H37V23H34L33 24V22H31V20H29L28 21ZM78 24V23H77ZM225 25V27H226V29H225V27H224V25ZM228 24V25H227ZM114 25V24H113ZM219 25H221V24H217V29L219 28ZM230 25H232V24H230ZM234 25V26H235ZM77 25H75V26H72V28L73 27H76ZM82 26V25H81ZM80 25H78L77 26V29H81L82 27H81ZM87 26V25H86ZM93 28H92V27ZM164 26V25H163ZM163 26H161V27H163ZM221 26V27H222ZM14 26L12 25V23L10 24H8V28H7V31H9V32H13V28ZM80 27V28H79ZM104 27V28H103ZM53 28V30L56 28V30H58L59 28H58V26H53L52 27ZM51 27H50V29H52ZM58 28V29H57ZM63 28H65V27H63ZM63 28H61V29H63ZM69 28V27H68ZM85 28V30H86V27H84L83 26V29ZM103 28V29H102ZM169 28H168V30H169ZM228 28V29H227ZM233 28V29H232ZM43 29V30H42ZM76 29V28H75ZM93 29V30H92ZM121 29V30H122ZM164 30H165V28H163ZM216 29V30H217ZM223 29V30H222ZM224 29H225V32H224ZM231 29V30H230ZM234 29H235V31H236V34L234 35ZM64 30H66V29H64ZM70 29H68V31H69ZM82 30V29H81ZM240 30V31H239ZM246 30V31H245ZM42 31V32H41ZM67 31V30H66ZM92 31V32H91ZM229 31H231V32H229ZM36 32V33H35ZM57 32H59V31H57ZM57 32H55V30L52 32L54 35H56V33ZM61 32V31H60ZM69 32H74L73 30L71 31H69ZM69 32L67 33V34H69ZM77 32V31H76ZM78 32H80V30L78 31ZM77 32V33H78ZM94 32V33H93ZM173 32H175V31H173ZM172 31H170V33H173ZM39 33V34H38ZM63 33V32H62ZM62 33H57V35H59L60 36V34H62ZM65 33V32H64ZM71 33H70V35H71ZM81 34L80 35H82V34H84L85 33V31L83 30V32H80ZM231 33H233V34H231ZM66 34V35H67ZM73 34V33H72ZM86 34V33H85ZM88 33H87V35L84 37V40H85V38L89 35ZM174 34V33H173ZM217 34H218V32H217ZM57 35L55 36L56 38H57ZM70 35H68L69 37H70ZM74 36L76 35V33H74L73 34ZM73 35H71L72 36V38H73V40L74 41H77V40H79V41H77V42H75L77 45H74L75 43H73L72 45L75 47V48H77V52L79 53H85L86 52V50L88 49H86L85 48V46H84V42L86 41L87 42V40H88V37L86 38L87 40H85L84 42H83V37L81 36L80 37V35H79V33H78V35H76L77 37H79V39L77 38V40L74 38V36ZM89 35V36H90ZM232 35H233V37H232ZM246 35H248V34H246ZM58 36V37H59ZM68 36H67V38H68ZM91 36H90V38H91ZM147 36H148V38H147ZM151 36V35H150ZM177 36V35H176ZM237 36V35H236ZM238 36H239V34H238ZM29 37V35H28V33H26V32H22V34L21 35H18V40H20V42L22 43V48H25L27 45H25V43H29V44H34L35 43V39H33V38H28ZM54 37V36H53ZM125 37H128V38H125ZM133 37V38H134ZM143 37V38H142ZM218 37V36H217ZM71 37H70V41H72V42H74L73 40H71L72 39ZM90 38H89V40H90ZM151 38V37H150ZM153 38V37H152ZM179 37H177V41H179V39H178ZM23 39V40H22ZM27 39V40H26ZM31 39V40H30ZM33 39V40H32ZM69 39V38H68ZM100 39V38H99ZM244 39H245V37H244ZM243 39V40H244ZM247 39V38H246ZM245 39V44L243 45L242 43H244V41L243 42H241V44H242V46H246V45H248V44H252V43H254L253 41H252V43L251 42H249V41H247ZM89 40H88V42H89ZM96 40H98L97 42H95ZM138 40L140 41V40H142V43H140V42H138ZM239 40V39H238ZM238 40H236V42L238 41ZM241 40V39H240ZM240 40L237 42V44L239 45L240 44ZM249 40V39H248ZM27 41V42H26ZM128 41H130V45L128 44ZM149 41V40H148ZM151 41V40H150ZM247 41V42H246ZM34 42V43H33ZM60 42H62V43H60L61 45H64V43H63V41H60ZM71 42V43H72ZM79 42V43H78ZM95 42V43H94ZM127 42V43H126ZM84 43V44H83ZM90 43H88V45L90 44ZM118 43V42H117ZM131 43H132V45H133V47H132V45H131ZM150 43V42H149ZM152 43V42H151ZM81 44V45H80ZM128 44V45H127ZM137 44V45H136ZM142 44V46L144 47L145 45H143ZM88 45H86V47H88ZM159 46V47H157V46ZM187 45L188 44H184V49L185 50H188V48H189V45H188V47H187ZM255 45V44H254ZM84 46V47H83ZM110 46V45H109ZM146 46V47H147ZM107 47V46H106ZM112 47V46H111ZM128 47H129V49H128ZM131 47H132V49H131ZM135 47V48H134ZM145 47V48H146ZM180 47H182L181 45H180ZM182 47V48H183ZM255 47V46H254ZM257 47H259V45L258 46H256V48ZM81 48H83V49H81ZM145 48H143V50L145 49ZM163 48V47H162ZM113 49V50H112ZM134 49V50H133ZM138 49H139V52H138ZM147 49V48H146ZM145 49V50H146ZM159 49V50H158ZM252 50L253 49H255V48H251ZM258 49V48H257ZM70 50V49H69ZM69 50H64V56L66 57V55H68L67 56V59H69L70 58V54H71V51L69 52ZM85 50V51H84ZM119 50V51H118ZM181 50V49H180ZM100 51H102L101 53H99ZM113 53H112V52ZM131 51V52H130ZM133 51V52H132ZM149 51V50H148ZM137 52V53H136ZM164 52H167V53H165L164 54ZM91 53V54H92ZM99 53V54H98ZM128 53V54H127ZM135 53V54H134ZM155 53V54H154ZM158 55H157V54ZM92 54V55H93ZM95 54L97 55V56H95ZM101 54H104L105 56H103V55H101ZM131 54V55H130ZM140 54V55H139ZM122 55V56H121ZM136 55V56H135ZM167 55V56H168ZM171 55V54H170ZM102 56V57H101ZM154 56V57H153ZM112 57V58H111ZM166 57V58H165ZM109 60H108V59ZM138 58V59H137ZM113 59V60H112ZM136 59V60H135ZM143 61H141V60ZM165 59V60H164ZM172 59V60H171ZM135 60V61H134ZM139 60V63L141 62V64H139L138 62H137V64H139V65H137L136 64V61H138ZM150 60H151V62L152 63H150ZM98 61V62H97ZM107 61V62H106ZM164 61L166 62V63H164ZM129 62V63H128ZM169 62V63H168ZM122 64V66H121V64ZM132 63H134V64H136V65H134V64H132ZM172 63V64H171ZM113 65V66H112ZM117 65H119V66H117ZM131 65V66H130ZM170 65V66H169ZM171 65L173 66V67H171ZM179 65V66H178ZM227 65H228V63H227ZM226 64H225V66L223 65L222 66V68H219V69H216L215 71L217 72V74H221V73H223L224 71H226V70H228L227 68H229V65L227 66ZM133 66H136V67H133ZM141 66V67H140ZM227 66V67H226ZM87 67V66H86ZM111 69H110V68ZM116 67V68H115ZM148 67L149 68H151V69H148ZM175 67V69H173ZM177 67H179V68H177ZM226 69H225V68ZM88 68H89V66H88ZM97 68V69H96ZM134 68L136 69V70H134ZM138 68V69H137ZM170 68V69H169ZM122 71H121V70ZM144 69V70H143ZM182 69V68H181ZM102 70H103V72H102ZM124 70V71H123ZM128 70H130V71H128ZM79 71V72H78ZM108 71V72H107ZM149 71V73H150V75H151V72ZM176 71V72H175ZM179 71H182V73H179ZM107 72V73H106ZM131 73V74H133L134 75V73ZM144 72V73H143ZM153 72H152V74H153ZM172 72V73H171ZM235 72V71H234ZM233 72V73H234ZM143 73V74H142ZM147 73H146V75H143V77L144 76H147ZM148 73V74H149ZM156 73H157V76H156ZM40 74H43V70L41 69V68H39V75ZM83 74H84V76H83ZM109 74V75H108ZM179 74V75H178ZM182 74V75H181ZM190 74V75H189ZM120 75L123 77H120ZM168 75H172L171 77H169ZM174 75V76H173ZM186 75V76H185ZM188 75V76H187ZM87 76H89V77H87ZM97 76V77H96ZM166 76V77H165ZM178 76H179V78H178ZM98 77H100V78H102V79H99ZM158 77V78H157ZM167 77H169L170 78V80H168V79H166ZM183 77V78H182ZM189 77V78H188ZM197 77V78H196ZM71 78V77H70ZM83 78V79H82ZM87 78H88V80H87ZM98 78V79H97ZM157 78V79H156ZM165 78V79H164ZM172 78V79H171ZM177 78V79H176ZM181 78V79H180ZM217 78V79H216ZM215 79H216V81H221V78H219V76L218 77H216ZM72 79V78H71ZM81 80H83V81H81ZM162 80V81H161ZM167 81V82H165V81ZM77 81H80V82H77ZM164 81V82H163ZM198 81V80H197ZM71 82V81H70ZM188 82V83H187ZM117 83V84H116ZM153 83H154V81H153ZM156 83H157V81H156ZM165 83H167V85L164 84ZM171 83H172V87L170 86L171 85ZM191 83V84H190ZM193 83V84H192ZM78 84V85H79ZM116 84V85H115ZM155 84V83H154ZM177 84V85H176ZM190 84V85H189ZM94 85H92V86H94ZM100 85H98V86H100ZM113 86V89H115L116 88V91L115 90H113L112 89V87H110V86ZM115 85V86H114ZM156 85V84H155ZM165 87H164V86ZM181 85V86H180ZM183 85H184V87H183ZM195 85V86H194ZM97 86V87H98ZM170 86V87H169ZM185 86H187V87H185ZM194 86V87H193ZM95 87L96 86H94L93 88L95 89ZM110 87V88H109ZM155 87V88H154ZM166 87H169V89L168 88H166ZM177 87V88H176ZM182 87V88H181ZM102 88H103V90H102ZM184 90V91H182L181 92V90ZM112 90L113 91V93L111 94V92L109 91L108 92V90ZM155 89V90H154ZM166 89H168V90H166ZM175 89V90H174ZM99 91V90H98ZM98 91H96V92H98ZM158 91V92H157ZM166 91V92H165ZM175 91V92H174ZM156 92L158 93V94H156ZM181 92V93H180ZM184 92V93H183ZM99 93V92H98ZM108 93H110V94H108ZM161 93V94H160ZM180 93V94H179ZM188 93V94H187ZM193 93H195V94H193ZM45 94H47V92H45L44 93V95ZM49 94H47V95H45V96H48ZM118 95V96H117ZM161 95H163V96H161ZM164 95H166V97L164 96ZM182 95V97H180ZM189 95V98L187 97H185V96H188ZM195 95V96H194ZM184 96V97H183ZM191 96V97H190ZM116 97H118V99L116 98ZM126 97V96H125ZM125 97H123V99H125V101H126V98ZM156 97V98H155ZM165 98V99H164ZM179 99V100H178ZM186 99H188V100H191L190 102H188L189 103V105L187 106V104H186V106L184 107V106H182L183 104H181V106L182 107H184V108H180V109H178V111L180 110H182L181 112H183V110H184V112L183 113H181L180 111V113L176 110V104H177V101H178V104H177V106L178 107H181L180 105H179V103H182L183 101H185ZM194 99H196L195 101H194ZM259 100V99H258ZM114 101V102H113ZM124 101V102H125ZM167 103H166V102ZM212 101L214 102V103H212ZM255 101H257V99L256 98H254V99H250V100H246L245 101V103L243 104V105H246V106H243L244 108H247V107H249L250 108V110H252L251 112L252 113H256L257 115H261L262 114V116H264V111H260L259 112V110L260 109H255V107L253 108V106L251 107V105H254L255 104ZM123 101H117L116 103L118 104V105H121V103H122ZM123 102V103H124ZM130 101H128V103L126 102L125 104H126V106H124L125 104H123V106H124V109L125 110H127L126 108H128V109H130V107H133V106H130L132 103H129ZM185 102H187V101H185ZM252 102V103H251ZM115 103V104H116ZM172 103V104H171ZM192 103V104H191ZM210 103H212L211 105H210ZM229 103V102H228ZM233 103V104H232ZM247 103V104H246ZM127 104H128V107H127ZM156 106H155V105ZM160 104V105H159ZM185 104V103H184ZM198 104V105H197ZM232 104V105H231ZM235 104V105H234ZM239 104V103H238ZM133 105V104H132ZM192 105V106H193ZM224 105V106H223ZM226 105H227V107H226ZM63 106V105H62ZM62 106H60V108H63ZM66 106V105H65ZM130 106V107H129ZM207 106H209V107H207ZM216 106V107H215ZM67 107V106H66ZM187 107L188 108H190V109H187ZM211 107H212V109H211ZM215 107V108H214ZM221 107V108H220ZM241 107H242V105H241ZM65 108V107H64ZM68 108H70L71 109V106H68ZM151 108H152V110H151ZM170 109V112H169V109ZM214 108V109H213ZM134 110H135V107L133 108ZM132 108L130 109V110H128V112H130V113H128L129 115H128V117H129V119L130 120H132V121H136V117H134V116H136V115H134V113H135V111H132L133 110ZM153 109H154V111H153ZM165 109H168L166 112L164 111ZM152 113H151V112ZM156 111H158V112H156ZM162 111H163V113H162ZM171 111H173V114L171 113ZM176 111V112H175ZM187 111H189L190 113L189 114H191V112H192V116H190L189 115V117H187L186 115L188 114V112ZM215 111H216V113H215ZM218 111V112H217ZM133 112V113H132ZM160 112V113H159ZM209 112H213V113H209ZM258 112H259V114H258ZM154 113V114H153ZM158 113V114H157ZM218 113V114H217ZM151 114V115H150ZM157 115V117H159V118H157V117H155L154 118V115ZM166 114V115H165ZM208 114V115H207ZM103 115H104V117L105 118H110V116H109V113L107 112V111H104V113H103ZM131 115H134L133 117H134V119H133V117H131ZM148 115V116H147ZM155 115V116H156ZM179 115V116H178ZM219 115V116H218ZM153 116V117H152ZM178 116V117H177ZM146 117V118H145ZM150 117H151V119H150ZM197 117H195V118H191L193 121L196 119V121L200 118H198L197 119ZM154 120H156V121H154V123L152 122V120L153 119ZM202 118H204V117H202L201 116V119ZM150 119V120H149ZM181 119V118H180ZM258 120V119H257ZM192 121V123H195L196 121H194L193 122ZM199 121H202V120H199ZM211 121V123H209ZM213 121H215V122H213ZM248 120L246 119V121L245 122H247ZM156 122H158V123H156ZM167 122V121H166ZM176 122H179V119H178V121H176ZM152 123L153 124H157L158 126H155L154 127V125H152ZM214 123H216V124H214ZM247 123H249V121L247 122ZM260 123V122H259ZM196 124V123H195ZM250 124V123H249ZM162 125H164V126H162ZM169 127H168V126ZM211 125H212V127H211ZM225 125V126H224ZM216 126V127H215ZM162 127H164V129L162 128ZM206 127V128H207ZM223 127V128H222ZM166 128H168V130L166 129ZM193 128H195V130H197V132H198V134H197V132H195L194 131V129ZM200 128V127H199ZM221 128H222V130H221ZM231 128V129H230ZM169 129H170V132H169ZM179 129H180V131L182 132V133H180L179 132ZM224 129V130H223ZM149 130V131H148ZM154 130H155V132H154ZM156 130H158V131H156ZM168 132H167V131ZM175 130V131H174ZM216 130V129H215ZM148 131V132H147ZM160 131V132H159ZM177 131V133H176V135H173V134H175V133H173V132H176ZM199 131H200V129H199ZM205 131H207V129L205 130ZM214 131V130H213ZM190 132H195V133H192V134H195V135H192ZM212 132V133H211ZM157 133H159V136H158V134ZM161 133V134H160ZM173 133V134H172ZM189 133V134H188ZM221 133V134H222ZM147 134V135H146ZM157 134V135H156ZM179 134H181V138H180V136H179ZM187 134V135H186ZM147 136V138L149 139H147L146 138V136ZM151 135V136H150ZM173 135V136H172ZM201 135V137L202 138H204L203 140H202V138L200 137V140H202L203 141V143H202V145H201V148H200V144H201V142H200V140H198V142H195L194 143V141H193V146H195V144H196V148H190V147H188L189 149H187L186 151H185V149L187 148L186 146H190L191 144H192V142H190V143H188V144H190V145H185V144H187V143H185L186 141H183V140H185V138H187V137H189V138H193V137H197V138H199L198 136H200ZM204 135V136H203ZM149 136V137H148ZM158 136V137H157ZM187 136V137H186ZM143 137H144V139H143ZM151 137V138H150ZM154 137H156L157 139H159L158 140V142L156 141V139L154 138ZM172 137H174V139L176 138V137H178V138H176L175 140H176V142L175 141H173V142H171V139L170 138H172ZM189 138H187V140H189L190 141V139ZM128 139V141H130ZM145 139H146V142H145ZM165 139H166V141H168V143H166V141H165ZM173 139V138H172ZM178 139V140H177ZM180 139H181V141H180ZM139 140H141L140 142H143L144 144L142 145V143L140 144L139 143ZM148 140V141H147ZM154 140V141H153ZM192 140V139H191ZM180 141V142H179ZM148 142H153V145H152V143H151V147L152 148H150V146H148L147 144H149L150 145V143H148ZM157 142V143H156ZM179 142V143H178ZM188 142V141H187ZM200 142V143H199ZM171 143V144H170ZM186 147L185 149H184V151L185 152H181L182 150H183V145ZM185 143V144H184ZM166 144H169V146L170 145H172V144H174V146H172L173 148H177L178 146H179V144L180 145H182V147H180L179 146V149H178V151H179V154H180V152H181V156L180 157H182V158H180L181 159V163L179 162V163H177L178 162V160H179V158H178V156H179V154L177 155V158L175 157L176 155L175 154H177L178 153V151L176 152V150L177 149H173L172 147H171V149L170 148H167V146L168 145H166ZM176 144H178V145H176ZM199 144V147L197 148V145ZM146 146H148V147H146ZM213 147V149L210 147L209 148V150H214L215 149V145H213L212 146ZM146 148V149H145ZM149 148V150H147ZM166 148V149H165ZM166 151L167 149V151L168 152H170V153H167V152H165L164 150ZM172 149H173V151H172ZM197 151V152H195L196 153V155H195V153H194V151ZM209 150H207L208 152H209ZM143 151H144V153H143ZM146 151V152H145ZM211 151V152H212ZM159 152V153H158ZM165 152V153H164ZM172 152H173V154H172ZM199 152V153H198ZM190 153V154H189ZM153 154H154V156H153ZM160 154V156H157V155H159ZM169 154V155H168ZM187 154H189V155H187ZM138 155V156H139ZM165 155H168L169 157L171 156V155H173V157H175V159H176V161H175V164H177V167L176 168H174V162L172 161V160H174V158L171 156L170 158L168 157H166L165 159H166V164H168V166L167 165H165L164 164V157H165ZM186 155V156H185ZM193 155V157H191V156ZM196 157H195V156ZM226 155H228L227 153L225 154V152H218V153H216L215 154V156L216 157H219V156H226ZM150 156H153V158H150ZM164 156V157H163ZM189 156V160L191 161H193L195 158H197V159H195V161H193V163H192V161L189 163V165L187 164V166H186V163H187V161H188V159H187V157ZM162 157H163V159H162ZM190 157H191V159H190ZM195 157V158H194ZM158 158H160L161 159V164L159 163V161L158 160H160V159H158ZM86 159V160H85ZM199 159V160H198ZM146 160V161H145ZM153 160V161H152ZM184 160H185V162H184ZM153 163H152V162ZM162 161H164L163 163H162ZM180 161V160H179ZM183 161V162H182ZM201 161H203V160H201ZM168 162V163H167ZM172 162H173V164H172ZM80 163V164H79ZM84 163V164H83ZM159 163V164H158ZM184 163H185V166H184ZM164 164V165H163ZM180 164V165H179ZM182 164V165H181ZM192 165V167H191V165ZM159 165H162V166H164V168H161L162 166H159ZM83 166H85V168L83 167ZM87 166V167H86ZM166 166V167H165ZM173 167V170L171 169V172H170V168H172ZM176 166V165H175ZM182 166H184L183 168H182ZM191 168H190V167ZM196 166V167H197ZM139 167V169H137ZM146 167V168H145ZM85 169V171H84V169ZM150 168V169H149ZM161 168V169H160ZM182 169V171L183 170H185L186 168V170H185V172L183 171V172H181L179 169ZM185 168V169H184ZM189 168V169H188ZM176 169V170H175ZM200 169H202L201 167H200ZM199 168H197V169H195V172H193V173H197L199 170H200ZM148 170V171H147ZM162 170V171H161ZM204 170V169H203ZM202 170V171H203ZM122 171H124L123 169H119V171H118V173H121ZM161 173H160V172ZM164 171V172H163ZM180 171V172H179ZM201 170H200V172L201 173H199L198 172V174L197 175H199V177H200V179L199 178H197V180H196V182H195V180H193L195 183H200V187H199V184H198V190H196V192L197 191H199L197 194H199L200 196H201V198H202V200H200L201 202L202 201H204L203 199H204V197H203V195H201V194H204V196H206L208 193H207V190H206V194H205V187L202 185V182H203V178H204V176L205 175H203V174H206V176H205V178L209 175L207 172H205V170L202 172ZM107 172H109V173H111V174H108V175H106V173ZM151 172H153V174H158V172H159V174H158V176L156 177L157 178V180H158V182H157V180H156V178L154 179V178H152V177H149V173L151 174ZM173 174V175H171V174ZM181 174V176H179L180 174ZM41 174V173H40ZM164 174V175H163ZM39 175V174H38ZM90 175V176H89ZM114 175L116 176L115 178H114ZM167 175V176H166ZM170 175H171V177L172 176H174V177H170ZM197 175L196 174H194V177H197ZM203 175V176H202ZM139 176V177H138ZM144 178H143V177ZM151 176V175H150ZM163 176V177H162ZM108 177V178H107ZM169 179H168V178ZM209 177H210V175H209ZM79 178V179H80ZM127 178V177H126ZM140 178H141V180L142 179H145V181L143 180V181H141L140 180ZM147 178V179H146ZM149 178H151V180L149 179ZM171 178V179H170ZM210 178H212V177H210ZM209 178V179H210ZM224 178V180H225V177H223ZM93 179V180H92ZM102 179V180H101ZM109 179V180H108ZM111 179V180H110ZM148 179H149V181H148ZM160 179V180H159ZM166 179V180H165ZM199 179V180H198ZM105 180H107V181H105ZM135 180V181H134ZM137 180V181H136ZM138 180L140 181V183L138 182ZM176 180H177V182H176ZM80 181V180H79ZM91 181H93V182H91ZM126 181V182H125ZM129 181V182H128ZM152 181V182H151ZM165 181H168V182H165ZM219 182H221L220 180H218ZM84 182H86L87 184L85 185V183L83 184ZM97 182H98V184H97ZM108 182H109V184H108ZM117 182V183H116ZM127 182H128V184H127ZM161 182V183H160ZM164 182V183H163ZM107 183V184H106ZM153 183L155 184V185H153ZM157 183H158V185H157ZM160 183V184H159ZM163 183V184H162ZM166 183V184H165ZM223 182H221V184H222ZM117 184H119V185H121V187H118L119 185H117ZM126 184V185H125ZM134 184V185H133ZM149 184V185H148ZM172 184H175V185H172ZM177 184V185H176ZM73 185H75V184H73ZM73 185H71V184H69V186H73ZM88 185V186H87ZM90 185V186H89ZM97 185V186H96ZM117 185V186H116ZM95 186V187H94ZM135 186H136V188H135ZM148 186V187H147ZM163 186V187H162ZM189 186V185H188ZM95 189H94V188ZM101 187V188H100ZM117 187V188H116ZM155 187H156V189H155ZM219 187V186H218ZM235 186H233V189H235L234 188ZM92 188V189H91ZM99 188V189H98ZM106 188V189H105ZM143 188H146V190H148V192L145 190V189H143ZM175 188V189H176ZM187 188V187H186ZM157 189V190H158ZM208 190H210V188H207ZM232 189V190H233ZM113 192H112V191ZM115 190V191H114ZM156 191V194H157V192H159L160 193V191ZM204 191V193H201V191ZM215 190L216 189H214V190H212L211 189V191H208L209 192V195H207L206 197H208L209 198V201H210V203H209V207H207V208H209L208 209V212L207 213H209V211L211 212L210 214H211V216L212 217H210V219L209 220H211V221H213L214 219H216L215 218V216L217 217V215H219V214H217V212H215V210L217 209L216 207H217V205L216 206H214V203H216L215 201H214V198H216L217 197V192H215ZM202 191V192H203ZM213 191V192H212ZM233 192H235L234 190H233ZM236 193H237V191H236ZM89 194V195H90ZM96 194V195H95ZM105 194V195H104ZM82 195V196H83ZM118 195H119V197H118ZM148 195H152L151 197H148ZM146 196V197H145ZM198 196V195H197ZM87 197V198H88ZM84 198V197H83ZM150 198H151V200H150ZM154 200H153V199ZM90 199V200H91ZM100 199V200H99ZM104 199V200H103ZM157 199V198H156ZM84 200V199H83ZM82 200V201H83ZM85 200H86V198H85ZM88 200V199H87ZM147 200L150 202V204H152V207L151 206H148L149 205V202H147ZM153 200V201H152ZM117 201H120V202H117ZM90 202V201H89ZM94 202H92L91 201V203H89V205H88V203H87V205H88V207H90L89 209L91 210V208H93V207H95L96 205L94 204V206H93V204L92 203H94ZM105 203V204H103V203ZM147 202V204L148 205H146V204H144V205H146L145 207H144V209H143V211H141L140 212V210H138V209H141V207H142V205H143V203H146ZM85 203V202H84ZM116 204L117 206H119L118 208L114 205V204ZM92 204V205H91ZM101 204H103V205H101ZM185 204H187V203H185ZM191 204V206H194L193 208L191 207V208H189V205ZM194 204V203H193ZM192 204V202L190 203L189 202V204H188V206L186 205V209H187V207H188V214H189V211H192L191 209H195L196 210V208H197V206L194 204L193 205ZM241 204H242V206H241ZM86 205V203H85V205H83V207H86L87 206ZM114 205V206H113ZM111 206H113V207H115V209H121V208H124V213L129 217V218H131V219H128V217L127 216H125L124 218H123V220H119V221H116L115 222V218H113V220L110 218L111 216H112V214H111V209L113 208H111ZM140 206V207H139ZM154 206V207H153ZM165 206V205H164ZM238 208H237V207ZM83 207L81 208V210L79 211V212H89V210L88 209H83ZM132 207V208H131ZM138 207V208H137ZM148 207V208H147ZM151 207V208H150ZM199 207V209L197 208V210L194 212V211H192V216L190 215V219L189 218H187L186 220H188L189 222L191 221V220H193L192 221V223H193V226H194V230H197V229H199L198 227H195V225H197V223H199L198 225H199V227L200 226H202L201 228H202V230H198L197 232L195 231H193V234H195L196 235V233H197V235L199 234V232L201 231V233L203 234V229L204 228H208V227H211V226H213L214 227V230L213 229H210L209 228V230H211V232L210 233H212V230L213 231H215L216 232V234H220V233H223L222 235L224 236V235H226V234H231V230L233 229V230H235L234 231V235L235 236H239L240 235V226H241V222H244L245 220H248L250 217H247V215L248 214H246V212L244 211V210H242V209H240L241 207L242 208H244L245 207V204H243V203H237L235 206H234V208L235 209H233L234 211H236V208H237V211L235 212V214L237 213V215H239L238 217H236L237 215H234L235 217H233L231 214L232 213H234V211L232 210L231 212L232 213H230V215L229 216H226V215H223L224 213L222 212L223 211V207L222 206H219V208L220 209H218V210H221V208H222V211H220V212H222V213H220V212H218V213H220V214H222L224 217H222V215H219V217L221 216V218H223V222L225 223V224H228L227 226L226 225H224V224H222L223 226H221V227H218V225L220 224L221 225V223H223L222 221H219V222H221V223H219L218 222V224L217 225H215L216 223L214 222V224L212 225V223L209 221L208 222V220H206L207 218L205 217L206 216V212H205V208L202 206V208H201V205H199L198 206ZM131 208V209H130ZM146 208V209H145ZM214 208H216V209H214ZM114 209V208H113ZM127 209V210H126ZM129 209V210H128ZM150 209V210H149ZM153 209V210H152ZM158 209V210H157ZM240 209V210H239ZM245 209V208H244ZM110 210V211H109ZM122 210V209H121ZM126 210V211H125ZM131 210H133V211H131ZM147 210V211H146ZM201 210V211H200ZM207 210V209H206ZM217 210V211H218ZM115 211V210H114ZM129 213H128V212ZM139 211V212H138ZM145 211V212H144ZM199 213H198V212ZM238 211H240L239 213H238ZM255 211V210H254ZM93 212V211H92ZM91 211H90V214L92 213ZM113 212V211H112ZM134 212V213H133ZM156 212V213H155ZM162 212V211H161ZM196 212H197V214H196ZM142 213H144V214H142ZM89 214V213H88ZM89 214V215H90ZM93 216H97L96 215V213L95 212H93ZM132 214V215H131ZM187 214V213H186ZM92 215V214H91ZM111 215V216H110ZM160 215V214H159ZM158 215V216H159ZM205 215V216H204ZM253 217H252V227H251V230H250V233H252V234H250V240L252 241V240H254V241H256L257 240V238H261L260 240L261 241H259L260 243H257V244H253V243H255L254 241L251 243V241H250V243L251 244H253V245H251L250 243H249V246L251 245V247H248V251H249V248H250V250L252 249V251L254 250L253 249V247H254V245H255V247L254 248H256L257 246H259L260 244H262V246H264V242H262V241H264V236H262L261 237V234L262 235H264V233H262V232H264V222H261L260 221V219H258L257 220V213H256V211L253 213ZM139 216V217H138ZM155 216V217H154ZM209 216V215H208ZM225 216H226V218H225ZM233 218H232V217ZM246 218H245V217ZM249 216V215H248ZM103 217V218H102ZM186 217H188V216H186ZM193 217V219H191ZM227 217H230V218H228V219H234L235 218V221H236V223L234 222V220L233 221H231V220H228L227 219ZM109 218H110V221H109ZM138 218V219H137ZM195 218V219H194ZM224 218H225V221H227V222H225L224 221ZM255 218V219H254ZM94 219V218H93ZM92 219V220H93ZM125 219H128V221L127 220H125ZM170 219V218H169ZM168 219V224L170 225V227H173L174 229V231L172 230V239L174 240V238H176L175 236H177V239L179 238H181L182 236L184 237V233L186 234L187 232H189V231H186L187 229H188V227L191 225L192 226V224H189L188 223V221H184L183 220V224H181L180 222V224L179 223H174V222H177L175 219H173V218H171V220H169ZM218 219V218H217ZM216 219V220H217ZM227 219V220H226ZM254 219V220H253ZM112 220V221H111ZM118 220V219H117ZM127 221V223H126V225H127V228L125 227L126 225H125V221ZM207 221V223H206V221ZM215 220V221H216ZM220 220H222V219H220ZM257 220V221H256ZM136 221V222H135ZM153 221V222H152ZM169 221H171V223L169 222ZM172 221H174V222H172ZM204 223H202V222ZM255 221V222H254ZM122 222L124 223V224H122ZM231 222H232V224H237V228H236V225L234 224V226L231 224ZM234 222V223H233ZM255 224H254V223ZM208 223H211V224H209V226L207 225ZM230 223V224H229ZM259 224V226H258V224ZM115 224V225H114ZM178 224H179V226H180V228H179V226H178ZM189 224V225H188ZM122 225H124V227L122 226ZM132 225V226H131ZM172 225V226H171ZM182 225V226H181ZM211 225V226H210ZM215 225V226H214ZM231 225V226H230ZM256 227H258V228H256ZM261 225V226H260ZM101 226V227H100ZM176 226V227H175ZM206 226H208V227H206ZM224 226H225V228H224ZM228 226H230V227H232L231 229H230V231L231 232H227V228L226 227H228ZM98 227V228H97ZM105 227V228H104ZM111 227H114V228H111ZM223 227V228H222ZM229 227V228H230ZM236 228V229H234V228ZM259 227H261V228H259ZM125 228V229H124ZM151 228V229H150ZM179 229V230H177V229ZM182 228H183V230H182ZM184 228H185V230H184ZM187 228V229H186ZM195 228H197V229H195ZM217 228H220L219 229V231H220V233H219V231L218 230H216ZM228 228V229H229ZM102 229V230H101ZM104 229V230H103ZM128 229L130 230L129 232H128ZM150 229V230H149ZM153 229V230H152ZM191 229H193V227H191ZM190 228L188 229V230H191ZM225 229H226V231H225ZM238 229V230H237ZM257 230V232H256V230ZM97 230V231H96ZM149 230V231H148ZM152 230V231H151ZM181 230V231H180ZM208 230V229H207ZM237 230V231H236ZM261 232H259V231ZM262 230V231H261ZM103 231V232H102ZM119 234V235H117V233ZM191 231V232H192ZM206 231V230H205ZM229 231V230H228ZM255 231V232H254ZM98 234H97V233ZM127 232H128V234H127ZM149 232V233H148ZM227 232V233H226ZM238 232H239V234H238ZM112 235H111V234ZM130 233V234H129ZM134 233V234H133ZM143 233H144V235H143ZM148 233V234H147ZM206 233V232H205ZM208 233V232H207ZM254 233V234H253ZM127 234V235H126ZM191 234V233H190ZM201 234V235H202ZM85 235H87V236H85ZM97 235V236H96ZM100 235V236H99ZM115 235V236H114ZM131 235V236H130ZM137 235V236H136ZM192 235V234H191ZM190 235V239H191V236ZM195 235H193V236H195ZM200 235V234H199ZM204 235H206V234H204ZM209 235V234H208ZM208 235H206V236H208ZM85 236V237H84ZM118 236V237H117ZM120 236H122V237H120ZM126 236V237H125ZM256 238H255V237ZM75 237V238H76ZM83 238V239H82ZM87 238H89V237H87ZM116 238V240H118V241H115L114 239ZM120 240H119V239ZM129 238V240L127 241V239ZM141 238V239H140ZM184 238H187V235H185V237ZM252 238H254V239H252ZM122 239V240H121ZM176 239V240H177ZM178 239V240H179ZM182 239V238H181ZM256 239V240H255ZM75 240V239H74ZM80 240V241H79ZM114 240V241H113ZM133 240V241H132ZM157 240H160L159 238L157 239ZM92 241V242H91ZM124 241V242H123ZM126 241H127V243H126ZM156 241V240H155ZM162 240H160V241H157V243H156V245H157V250L158 249H161V248H158V247H160L163 243L161 242ZM71 242V243H72ZM130 242V243H129ZM257 242V241H256ZM88 243H90V244H88ZM158 243H159V246H158ZM160 243H162V244H160ZM70 244V243H69ZM77 244V245H76ZM104 244V245H103ZM109 244V245H108ZM120 244V245H119ZM129 244V245H128ZM85 245V246H84ZM103 245V246H102ZM107 245H108V247H107ZM175 244H172L171 246L173 247ZM71 246V247H72ZM78 246V247H77ZM129 246V247H128ZM148 246V245H147ZM146 245L144 246L145 248L147 247ZM261 246V247H262ZM71 247H68V249H69V251H72V250H70V249H72ZM105 247V248H104ZM148 247H150V246H148ZM162 247V246H161ZM78 248H79V250H78ZM87 248V249H86ZM108 248V249H107ZM128 248V249H127ZM173 248H175V249H177L178 248V246L177 245H175ZM189 248H191V250H194V248H196V245H195V247L193 246V244H192V247H189ZM68 249L67 248H64V253H65V251L67 250L68 251ZM76 249H74V250H76ZM130 249V250H129ZM144 249V248H143ZM154 249H155V247H154ZM257 249H264V247H262V248H256L255 249V251L257 250ZM146 250H149V248H147ZM162 250V249H161ZM66 251V252H67ZM84 251H85V253H84ZM132 251V250H131ZM154 251V250H153ZM248 251H247V253H248ZM252 251H251V253L250 254H252V256L253 255H255V257L253 256H251L252 257V260H250L251 259V257H250V255H248L247 257H245V258H240V255L238 256L240 259H243V260H241V264H249V262H250V264H252V261H253V258L254 259H257V261L256 260H254V263L255 264H264V253H262V251H264V250H257L259 253H256L255 254V251H254V253H252ZM256 251V252H257ZM72 252V253H73ZM142 253V255H144L145 254V256H146V254H147V252L145 251V250H135V253H134V251L131 253L130 252V254H131V257H130V259H132L131 260V262L134 260V257L136 258V257H139V258H136V259H143V256L141 255V253ZM157 252H159V253H156V255L158 254H160V252L161 251H157ZM161 253H163V252H161ZM98 254V255H97ZM104 254V255H103ZM129 254V253H128ZM129 254V255H130ZM164 254V253H163ZM260 254V255H259ZM77 255H78V257H77ZM93 255H95V256H93ZM214 255H216V254H214ZM210 256V258L211 259H213V261L215 260L214 258L215 257H217V256ZM231 255V254H230ZM100 256V257H99ZM103 256V257H102ZM161 256H163V255H161ZM161 256H160V259H161ZM221 256H222V258H224V259H222V261H221ZM224 255H222V254H219V261L217 262V261H214L215 263L214 264H221V263H224L225 261H227V263H230V261H229V259L231 258V257H234V255L233 256H230V258H229V254H228V257H223ZM241 256H243V254L241 255ZM92 257V258H91ZM94 257H95V259H94ZM214 257V258H213ZM73 258V259H72ZM75 258V259H74ZM102 258V259H101ZM158 258V256L156 257V259ZM163 258V257H162ZM210 258H209V261H210ZM227 258H228V260H227ZM235 258V257H234ZM234 258H231V260L233 259L234 260V262L237 260V259H234ZM237 258V257H236ZM247 258V261H249L248 263H247V261H245V259ZM249 258V259H248ZM129 259V260H130ZM183 259V262H184V260H187V261H185L184 263H188V258H183V257H180V258H178V260L176 261V262H174L173 264H182L183 262H181V260ZM217 260H218V258H216ZM73 260V261H72ZM162 261H163V259H161ZM191 260H193L192 262H194L193 264H203L202 263V260H201V262L200 261H198V259H190V262H191ZM195 260V261H194ZM197 260V261H196ZM200 260V259H199ZM204 260V259H203ZM206 260H208V259H206ZM225 260V261H224ZM233 260H232V262H233ZM83 261V262H82ZM88 261H90V262H88ZM157 261L159 262L160 260H158L157 259ZM179 261V262H178ZM209 261H208V263L207 264H210L209 263ZM213 261H212V263H213ZM224 261V262H223ZM238 261V260H237ZM236 261V262H237ZM244 261V262H243ZM256 261V262H255ZM82 262V263H81ZM100 262V263H99ZM130 262V263H131ZM188 263V264H192V262L191 263ZM197 262V263H196ZM203 262H205V261H203ZM207 262V261H206ZM235 262V263H236ZM130 263H128V264H130ZM166 262H163V264H165ZM211 263V264H212ZM226 263V262H225ZM42 264H52L51 263V261L50 260H48L47 259V261L45 260L44 262H42ZM92 264V263H91ZM95 264V263H94ZM132 264V263H131ZM159 264V263H158ZM160 264H162V262L160 263ZM167 264V263H166ZM168 264H170L169 262H168ZM172 264V263H171ZM230 264H232V263H230ZM234 264V263H233ZM238 264V263H237Z\"/></svg>",
  "mask_w": 264,
  "mask_h": 264
}]
</instances>
